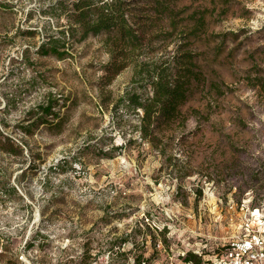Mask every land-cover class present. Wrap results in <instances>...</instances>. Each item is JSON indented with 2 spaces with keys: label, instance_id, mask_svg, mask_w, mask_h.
<instances>
[{
  "label": "rangeland",
  "instance_id": "rangeland-1",
  "mask_svg": "<svg viewBox=\"0 0 264 264\" xmlns=\"http://www.w3.org/2000/svg\"><path fill=\"white\" fill-rule=\"evenodd\" d=\"M59 1L0 0V264H218L264 203V0H177L152 29L151 59L182 47L204 78L152 143L115 105L149 88L106 83L107 34L69 32Z\"/></svg>",
  "mask_w": 264,
  "mask_h": 264
},
{
  "label": "trees",
  "instance_id": "trees-1",
  "mask_svg": "<svg viewBox=\"0 0 264 264\" xmlns=\"http://www.w3.org/2000/svg\"><path fill=\"white\" fill-rule=\"evenodd\" d=\"M176 1L72 0L68 7L62 0L58 2L61 12L67 13L68 30L72 34H80L81 39L89 35L107 34L104 44L111 56V62L105 68L108 74L106 83L130 68L133 72L132 84L138 86L139 91L145 86L149 88V93L146 94L135 88L125 90L115 104L116 107H122L138 116L137 128L140 137L149 143L156 138L155 123L178 118L181 115L179 108L204 80L194 60L196 54L184 51L182 47L178 46L175 55L170 59L154 60L149 56L147 49L155 38L152 29L165 23L174 25L177 15L174 9ZM203 27V18L195 20L189 35L195 37ZM58 42L59 40H50L49 49L41 48L42 53L61 55L59 49L63 48V44ZM36 116V123L45 124L49 116L55 118L58 115L53 112V105L47 103L38 106ZM21 129L27 132L24 127ZM126 245L128 242L123 240L122 246ZM184 261L201 264L200 259L191 253L187 254ZM144 262L143 254L135 259V264Z\"/></svg>",
  "mask_w": 264,
  "mask_h": 264
},
{
  "label": "built area",
  "instance_id": "built-area-1",
  "mask_svg": "<svg viewBox=\"0 0 264 264\" xmlns=\"http://www.w3.org/2000/svg\"><path fill=\"white\" fill-rule=\"evenodd\" d=\"M254 219L258 221L256 227ZM242 225L248 232L245 238L229 243L218 264H264V203L243 216Z\"/></svg>",
  "mask_w": 264,
  "mask_h": 264
}]
</instances>
